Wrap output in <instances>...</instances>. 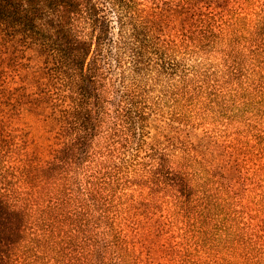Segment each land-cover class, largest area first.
<instances>
[{
  "label": "trees",
  "instance_id": "1",
  "mask_svg": "<svg viewBox=\"0 0 264 264\" xmlns=\"http://www.w3.org/2000/svg\"><path fill=\"white\" fill-rule=\"evenodd\" d=\"M147 4L0 0V116L35 117L25 124L40 132L0 169V264H146L124 232L133 202L122 191L140 196L170 173L164 149L141 156L137 135L144 78L161 80L182 44ZM246 23L263 42L264 12Z\"/></svg>",
  "mask_w": 264,
  "mask_h": 264
},
{
  "label": "rangeland",
  "instance_id": "2",
  "mask_svg": "<svg viewBox=\"0 0 264 264\" xmlns=\"http://www.w3.org/2000/svg\"><path fill=\"white\" fill-rule=\"evenodd\" d=\"M141 3L163 13L182 44L167 74L142 84L140 155L160 145L170 173L140 196L122 191L133 202L129 247L146 264H264V41L246 32L264 0ZM26 57L40 63L34 51ZM33 122L0 116V169L14 142L32 151Z\"/></svg>",
  "mask_w": 264,
  "mask_h": 264
}]
</instances>
